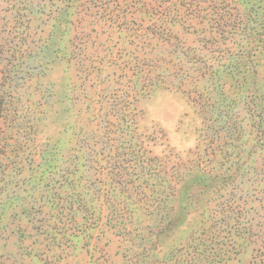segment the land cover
<instances>
[{"label":"rangeland","instance_id":"374dc122","mask_svg":"<svg viewBox=\"0 0 264 264\" xmlns=\"http://www.w3.org/2000/svg\"><path fill=\"white\" fill-rule=\"evenodd\" d=\"M0 264H264V0H0Z\"/></svg>","mask_w":264,"mask_h":264},{"label":"trees","instance_id":"16d2710c","mask_svg":"<svg viewBox=\"0 0 264 264\" xmlns=\"http://www.w3.org/2000/svg\"><path fill=\"white\" fill-rule=\"evenodd\" d=\"M252 42H253V41H249V42L247 43V47L250 48V49H252L251 47L253 46ZM257 47H258V46H257ZM256 56H257V55H256ZM256 56H255V57H256ZM251 57H254V53H253L252 55H250V62H254V60H256V58H255V57H254V58H251ZM246 64H248L247 61L244 62V64H243L244 67L247 66ZM254 66H255V65H254ZM249 69H250V67H248L247 69H244V71H245V72H246V71H249ZM243 80L245 81V80H246V77H244Z\"/></svg>","mask_w":264,"mask_h":264}]
</instances>
